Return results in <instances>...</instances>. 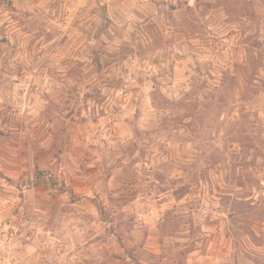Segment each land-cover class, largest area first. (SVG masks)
Returning <instances> with one entry per match:
<instances>
[{
  "label": "rangeland",
  "instance_id": "1",
  "mask_svg": "<svg viewBox=\"0 0 264 264\" xmlns=\"http://www.w3.org/2000/svg\"><path fill=\"white\" fill-rule=\"evenodd\" d=\"M77 216L264 264V0H0V251L54 264Z\"/></svg>",
  "mask_w": 264,
  "mask_h": 264
},
{
  "label": "crops",
  "instance_id": "2",
  "mask_svg": "<svg viewBox=\"0 0 264 264\" xmlns=\"http://www.w3.org/2000/svg\"><path fill=\"white\" fill-rule=\"evenodd\" d=\"M78 222H73L72 225L76 226V230L71 231L72 238L74 241L69 243L65 247L63 254L61 256H55L57 260L52 259L51 261L54 264H134L130 256L125 255L123 248L119 245L118 241L111 243V245H106L103 242L102 237H100V232H96L94 235L83 230H79L78 225L84 224L81 221V217L77 216ZM98 226V222L96 221ZM83 226V225H82ZM79 230V232H77ZM87 236V237H86ZM78 237L84 239L82 241H77ZM113 241L114 237H111ZM147 240L150 241V244L147 248L152 253L160 252V248L156 243V232L150 229L149 234L147 235ZM117 244V245H116ZM121 249V251L119 249ZM106 249H109V254L106 253ZM112 253H122L120 256H110ZM220 254L215 251L211 252L208 250L206 252H201V250H196L191 253L189 256V262L191 264H217V261H220ZM40 257V256H39ZM43 262L48 264V259H44L41 256ZM50 264V263H49Z\"/></svg>",
  "mask_w": 264,
  "mask_h": 264
},
{
  "label": "built area",
  "instance_id": "3",
  "mask_svg": "<svg viewBox=\"0 0 264 264\" xmlns=\"http://www.w3.org/2000/svg\"><path fill=\"white\" fill-rule=\"evenodd\" d=\"M1 250V249H0ZM0 264H11L6 258H4L3 252L0 251Z\"/></svg>",
  "mask_w": 264,
  "mask_h": 264
}]
</instances>
